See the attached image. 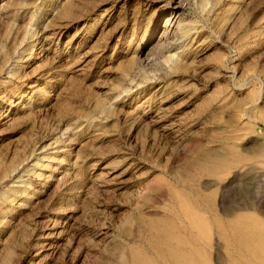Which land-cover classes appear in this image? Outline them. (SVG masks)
Returning <instances> with one entry per match:
<instances>
[{
    "label": "rangeland",
    "instance_id": "1",
    "mask_svg": "<svg viewBox=\"0 0 264 264\" xmlns=\"http://www.w3.org/2000/svg\"><path fill=\"white\" fill-rule=\"evenodd\" d=\"M248 203L264 0H0V264H227Z\"/></svg>",
    "mask_w": 264,
    "mask_h": 264
},
{
    "label": "bare ground",
    "instance_id": "2",
    "mask_svg": "<svg viewBox=\"0 0 264 264\" xmlns=\"http://www.w3.org/2000/svg\"><path fill=\"white\" fill-rule=\"evenodd\" d=\"M176 5L179 6L180 2ZM242 205L237 210L244 212L230 211L227 213L230 218L218 221L225 238L227 264H264V222L254 205ZM175 252L179 254L175 256ZM159 253L167 264H210L204 257L206 252L200 246L179 248L169 245L159 250Z\"/></svg>",
    "mask_w": 264,
    "mask_h": 264
}]
</instances>
